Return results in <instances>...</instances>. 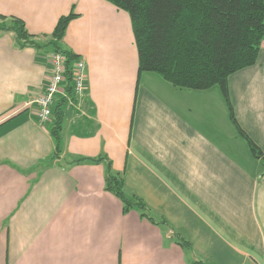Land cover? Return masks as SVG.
<instances>
[{
    "label": "crops",
    "instance_id": "obj_1",
    "mask_svg": "<svg viewBox=\"0 0 264 264\" xmlns=\"http://www.w3.org/2000/svg\"><path fill=\"white\" fill-rule=\"evenodd\" d=\"M69 12L62 45L83 60L85 88L81 111L66 107L56 155L54 118L39 123L35 103L52 50L19 48L0 30V264H264V36L255 64L227 78L235 123L261 160L218 85L138 73L127 11L107 0H0V15L40 39ZM107 162L165 224L123 211L104 187Z\"/></svg>",
    "mask_w": 264,
    "mask_h": 264
},
{
    "label": "trees",
    "instance_id": "obj_2",
    "mask_svg": "<svg viewBox=\"0 0 264 264\" xmlns=\"http://www.w3.org/2000/svg\"><path fill=\"white\" fill-rule=\"evenodd\" d=\"M127 11L131 21L138 55V73L151 71L174 86L207 89L218 85L231 119L247 140L251 152L263 160L260 149L235 123L227 91V78L239 69L255 64L264 36V0H107ZM73 12L61 16L51 33L40 39L28 33L23 20L0 15V30L12 31L19 48L32 46L58 51L65 55L64 95L55 100L50 133L59 153L62 123L72 91V66L76 55L62 45ZM102 156L79 157L71 162H99ZM264 162V161H263ZM105 190L122 202L123 211L132 208L153 223L165 224L151 215L146 205L125 189L122 174L114 172L107 162ZM176 242L191 250L188 241L176 237ZM191 264H203L192 260Z\"/></svg>",
    "mask_w": 264,
    "mask_h": 264
},
{
    "label": "built area",
    "instance_id": "obj_3",
    "mask_svg": "<svg viewBox=\"0 0 264 264\" xmlns=\"http://www.w3.org/2000/svg\"><path fill=\"white\" fill-rule=\"evenodd\" d=\"M51 72L43 92L37 97V118L39 123L49 122L52 117V107L57 95H64L63 83L65 81V55L58 51H52L49 55ZM84 62L82 59H75L72 66V91L74 99L68 98V105L80 110L79 100L84 92Z\"/></svg>",
    "mask_w": 264,
    "mask_h": 264
}]
</instances>
